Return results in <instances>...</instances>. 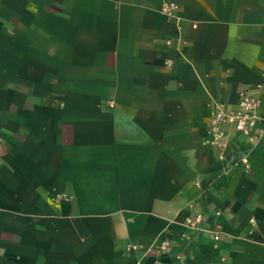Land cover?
<instances>
[{
	"label": "crops",
	"instance_id": "obj_1",
	"mask_svg": "<svg viewBox=\"0 0 264 264\" xmlns=\"http://www.w3.org/2000/svg\"><path fill=\"white\" fill-rule=\"evenodd\" d=\"M164 1L0 0V264H264V0Z\"/></svg>",
	"mask_w": 264,
	"mask_h": 264
},
{
	"label": "built area",
	"instance_id": "obj_2",
	"mask_svg": "<svg viewBox=\"0 0 264 264\" xmlns=\"http://www.w3.org/2000/svg\"><path fill=\"white\" fill-rule=\"evenodd\" d=\"M177 5L173 0H166L163 2L160 11L165 15H171L174 10H176ZM239 106L233 111H226L223 108L218 107L212 118L210 119L209 129L212 134V141L225 135L224 124L229 123L231 128L240 134L248 135L253 137L255 132V123L257 120V115L255 109L258 106V100L247 94L246 91H240L238 93ZM109 105L113 102L110 100ZM202 221V214L196 213L186 219V224L193 226L199 224ZM213 239L218 238V234L215 231L212 235ZM127 249H134L136 246L134 244H128ZM164 246H160L163 250ZM133 264H142L140 259L135 260ZM158 264V263H157Z\"/></svg>",
	"mask_w": 264,
	"mask_h": 264
}]
</instances>
